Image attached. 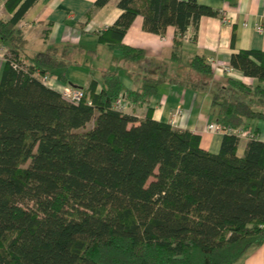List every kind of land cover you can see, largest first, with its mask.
Masks as SVG:
<instances>
[{"label": "trees", "instance_id": "16d2710c", "mask_svg": "<svg viewBox=\"0 0 264 264\" xmlns=\"http://www.w3.org/2000/svg\"><path fill=\"white\" fill-rule=\"evenodd\" d=\"M36 2L5 0L10 17H0V44L8 47L0 69V264H235L261 245L264 141L256 132L241 156L240 139L226 133L212 154L199 135L154 120L150 109L137 119L113 108L119 98L148 103L162 81L152 76L126 91L107 72L99 91L91 79L78 88L80 103L65 100L40 77L69 66L70 50L23 56L18 25ZM117 8L115 22L96 34L129 64L145 59L144 50L122 43L137 16L145 33L176 29L177 63L188 28L222 18L196 0H119ZM187 65L211 81L202 57ZM229 66L257 81L251 87L228 79L210 90L216 123L238 130L264 119L257 109L264 105V51L232 53Z\"/></svg>", "mask_w": 264, "mask_h": 264}, {"label": "crops", "instance_id": "0c3cea01", "mask_svg": "<svg viewBox=\"0 0 264 264\" xmlns=\"http://www.w3.org/2000/svg\"><path fill=\"white\" fill-rule=\"evenodd\" d=\"M95 1L37 0L18 25L25 40L23 56L32 58L50 51L59 57L61 49L70 50L69 66L48 75L50 85L47 86L58 92L64 86L85 89L91 79L98 82L99 91L107 72L118 74L126 91L140 89L144 76L161 79L157 94L148 103L135 104L122 99L124 113L142 119L150 109L154 120L199 135L200 147L217 154L224 133H210L206 128L216 123L210 90L214 86H226L228 79L251 87L257 84L255 79L230 68L229 59L232 53L241 50L264 51V32L256 30L258 25L264 28V0H196L220 11L222 18L203 17L196 29L188 28L179 63L171 60L176 29L167 28L163 36L145 33L143 18L137 16L122 43L145 51V59L139 64L127 63L119 50L98 42L97 31L111 26L121 10L117 8L119 0H111L99 9L93 8ZM4 2L0 0V17L8 19L10 15L4 9ZM89 12L92 13L87 21ZM194 56L202 57L209 64L213 72L211 81L188 67L187 62ZM210 61L217 65L213 67ZM257 109L264 114V105ZM241 130L255 131L257 139L264 141V119L247 120ZM247 141V138L240 139L238 156L243 154ZM235 264H264V242L251 247Z\"/></svg>", "mask_w": 264, "mask_h": 264}, {"label": "built area", "instance_id": "2783aa9c", "mask_svg": "<svg viewBox=\"0 0 264 264\" xmlns=\"http://www.w3.org/2000/svg\"><path fill=\"white\" fill-rule=\"evenodd\" d=\"M256 30L259 33H263L264 32V28L262 26H256ZM185 38V35H184ZM8 52V51H7ZM4 56V55H3ZM5 58L2 57V60L0 61V63H4ZM212 66L215 67L217 64L213 63L212 61H210ZM2 63V64H3ZM14 67L16 68L17 65L14 64ZM40 80L46 84V85H50V81H49V77L47 76H41ZM59 93L61 94V96L74 104H78L80 103V101L83 98V90L78 89V88H73L70 86H64L61 88V90L59 91ZM113 108L119 112H124L125 110V105L123 104V100L121 98L117 99L114 103H113ZM207 131H209L210 133H226V134H234L236 135L239 139H243V138H247L249 139L252 134L250 132L247 131H243L241 129L238 130H230V129H224L223 127H221L220 125H218L217 123H210L209 125H207Z\"/></svg>", "mask_w": 264, "mask_h": 264}, {"label": "rangeland", "instance_id": "374dc122", "mask_svg": "<svg viewBox=\"0 0 264 264\" xmlns=\"http://www.w3.org/2000/svg\"><path fill=\"white\" fill-rule=\"evenodd\" d=\"M7 51H8V47L6 45H4V44H0V61L2 60V57H4V58L6 57ZM2 63H0V65H3Z\"/></svg>", "mask_w": 264, "mask_h": 264}]
</instances>
